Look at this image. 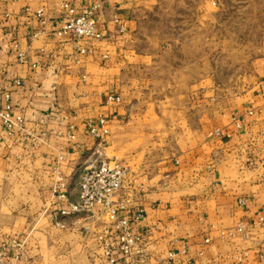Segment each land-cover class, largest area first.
I'll use <instances>...</instances> for the list:
<instances>
[{
	"label": "crops",
	"instance_id": "0c3cea01",
	"mask_svg": "<svg viewBox=\"0 0 264 264\" xmlns=\"http://www.w3.org/2000/svg\"><path fill=\"white\" fill-rule=\"evenodd\" d=\"M65 1L75 11L99 7V40L76 42L62 32L60 0H0V88L10 95L12 115L24 120L21 129L0 122L5 264H106L96 237L106 231L113 246L116 236L100 209L69 217L59 210L77 202L83 167L108 159L110 149L117 159L129 125L124 78L135 64L136 14L152 0ZM115 97L119 104L107 102ZM196 113L202 122L196 129L184 123L174 153L156 158L151 169L127 160L116 200L126 203L124 217L142 212L130 229L144 239L131 260L264 264V54L250 61L244 88L222 108ZM98 119L108 135L95 140L87 125ZM217 130L223 135L214 136ZM60 184L65 200L52 192ZM14 242L22 244L18 257Z\"/></svg>",
	"mask_w": 264,
	"mask_h": 264
},
{
	"label": "rangeland",
	"instance_id": "374dc122",
	"mask_svg": "<svg viewBox=\"0 0 264 264\" xmlns=\"http://www.w3.org/2000/svg\"><path fill=\"white\" fill-rule=\"evenodd\" d=\"M135 64L124 78L119 154L152 168L176 150L183 124L223 107L244 88L250 61L264 54V0H152L138 9ZM187 135V134H186ZM125 185V184H124Z\"/></svg>",
	"mask_w": 264,
	"mask_h": 264
},
{
	"label": "built area",
	"instance_id": "2783aa9c",
	"mask_svg": "<svg viewBox=\"0 0 264 264\" xmlns=\"http://www.w3.org/2000/svg\"><path fill=\"white\" fill-rule=\"evenodd\" d=\"M61 8L67 19L62 32L69 34L76 42L99 40L101 33L97 28L98 6L83 7L80 11H75L65 0H60ZM37 16H42V11L37 12ZM85 50H79L80 54H85ZM18 59L23 60V55L18 54ZM15 86H21L23 83L19 80L13 82ZM10 95L7 91L0 88V122L7 128L21 129L23 118L21 115H12L9 102ZM107 102L119 104V98H108ZM4 103V106H1ZM105 119H98L96 122L88 123V134L95 140H100L108 135ZM236 129H240L242 121L236 120L234 123ZM214 136L223 135L221 131H215ZM127 170L117 164L115 161L100 159L96 164L83 167L78 173V192L76 203H64L60 208L59 215L69 217L75 214H88L96 209H100L106 216V219L112 224L115 230V238L112 241L113 246L107 241L108 234L104 231L96 237L100 244V249L106 264H135L132 262V256L143 243V237L138 233H133L130 229V223L140 220L142 212L138 211L130 218L122 216L126 211V203L116 200L124 188L127 180ZM64 185L60 184L52 189L53 194L60 200H65V194L61 192ZM206 239L204 244H208ZM19 256L21 243H13ZM7 249L0 248V264H5V255ZM175 255L170 253L168 258L171 260Z\"/></svg>",
	"mask_w": 264,
	"mask_h": 264
}]
</instances>
